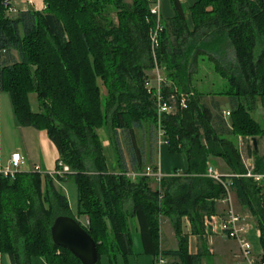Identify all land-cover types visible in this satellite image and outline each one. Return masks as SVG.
Listing matches in <instances>:
<instances>
[{"label":"trees","instance_id":"obj_1","mask_svg":"<svg viewBox=\"0 0 264 264\" xmlns=\"http://www.w3.org/2000/svg\"><path fill=\"white\" fill-rule=\"evenodd\" d=\"M4 1L1 90L10 97L16 123L45 130L70 173L0 178V256L11 264H32L33 257L46 264H82L52 242L54 221L66 216L93 238L98 264L103 256L109 264H117L118 257L128 264L138 255L154 263L160 254L168 264H203L208 250L190 253L182 223L186 218L191 235L204 243L205 221L218 214L226 196L224 186L208 176L213 162L221 160L238 204L255 219L264 262V183L247 176L238 146L239 138L264 136L251 115L258 102L264 109V0H199L191 9L193 31L179 0H172L175 16L164 25L157 55L165 68L162 93L166 100L175 97L178 110L162 119L163 148L183 155L188 167L164 176L160 184L144 175L127 176L144 174L148 167L156 171L159 165L156 98L146 88V71L154 67L150 34L155 24L147 1L44 0V12L30 9L15 18L7 15ZM203 58L226 77L227 89L212 93L202 83L198 88L194 76ZM31 94L37 95L39 112L32 109ZM182 95L186 107L180 104ZM210 96L229 100L228 121L218 102H205ZM99 130L112 134L117 174L109 173ZM261 164L264 158L257 157L253 173L264 174ZM65 180L76 186V212L55 185ZM81 217L88 225L79 222ZM162 217L175 227L176 250L161 249ZM133 220L142 254L134 251Z\"/></svg>","mask_w":264,"mask_h":264},{"label":"crops","instance_id":"obj_2","mask_svg":"<svg viewBox=\"0 0 264 264\" xmlns=\"http://www.w3.org/2000/svg\"><path fill=\"white\" fill-rule=\"evenodd\" d=\"M15 1H22V2H32L35 6V9L37 11H41L44 10L45 5L44 2L41 0H15ZM128 4L132 3L133 0H125ZM199 0H179L183 11L185 13V17H186V22L188 25V28L190 31H193L194 29V25L192 22V14H191V9L192 7L198 2ZM41 2L43 3L41 5ZM37 4V5H35ZM162 11H163V22L164 25H166L168 22H170L174 16V6H173V1L172 0H163V4H162ZM11 16V15H9ZM12 17V16H11ZM12 56L14 59H17V57L15 56V52H12ZM152 70V69H151ZM150 70L146 71L147 75H150L149 72ZM197 75H195L194 77H196ZM0 83H1V58H0ZM7 95V96H5ZM6 97H8V100L6 99ZM210 100V102H214L213 97L210 96L208 98ZM224 101H227V99H220V101H218V103L220 104V110L223 113L224 119L226 121H228V117L226 116L227 112H230V109H225L222 106V103H224ZM229 101V100H228ZM222 102V103H221ZM9 105H11V117H9ZM251 115L252 117L259 122L262 127L264 128V109L261 105L260 102H258L255 106V108L251 111ZM10 118V123H11V118H12V123L9 125L4 124V121H7V119ZM11 130L14 131V134L16 135L17 133V137L18 139H20L19 142H16L15 146H4L3 144V139L4 136L3 134L5 130ZM106 131H98L99 137H100V141L102 143V147H103V151H104V155L106 158V162L109 161L108 157H107V152H109V155L111 157V166L110 164L107 162V166H108V170L109 173H113V174H117L119 172L118 169V164L116 162L115 156H114V150H112V147L110 145L109 139L106 136ZM256 139V143H257V147H255V144L253 142L252 138H247V139H242L240 138L238 140V146L240 149V153L242 156V160L243 163L245 165V167L247 168L248 172H251L255 170L256 168V158L260 157V158H264V136L263 137H257ZM7 144V143H6ZM258 152V155H255L253 153V151ZM16 153H20L22 155V157L25 159V165L23 168V172L22 173H27V174H34V173H39V174H48L51 172H54L57 169L58 166V161H59V153L58 150L56 148V146L52 143V141L50 140L48 133L45 130H37L33 127H24V126H19L16 123L15 120V116L13 113V108H12V104H11V100L10 97L7 93L3 92L1 90V85H0V162L4 161V162H8L11 158V156L13 154ZM156 157L158 160V156L160 157V167L162 169V173L164 176H171L173 175L174 171L177 170L179 173H184L187 170V161L186 158L183 155H173L170 154L169 151L165 148H157V152H156ZM109 157V158H110ZM126 161L128 163V159L126 158ZM40 167L41 168V172H35V167ZM212 168L221 174L224 175H228V169L226 168V166L222 163L221 160H216L213 162L212 164ZM260 168L263 169L264 166L261 164ZM132 172V170H130ZM69 180H65V182H58L55 181V185L56 187L62 191L68 198V193L66 191V187L68 186ZM234 198L235 195L233 194V205H234V209L235 211L242 215L245 216L247 218V222L249 224L250 229H254V224L255 223V219L253 218V216L250 214V212H248L245 208L241 207L237 203V207L239 206V210L236 209L234 204ZM69 200V198H68ZM69 204H70V208L72 210V212H76V207H77V190H76V206L75 209L71 206V202L69 200ZM227 209L226 205H224L223 203L219 204V212L216 216L221 217L222 215H224L225 210ZM79 222L86 226L88 225V218L87 217H81L78 219ZM85 220V223L82 221ZM168 221V220H166ZM219 222V220H217ZM133 226H134V234L137 236H139V227H138V222L137 220H133ZM169 222V221H168ZM170 223V222H169ZM182 227H183V232L187 235H189V251L191 254H197L198 251H205L208 250V256L209 258H215L217 256V254L219 255V253L222 256H227L230 258V260L234 261L235 264L238 260V255H239V247L238 245L233 242V241H229L221 236H219L216 233L213 234H209L208 236H206V242L204 241V243H201L197 237L191 235V227H190V223L189 221L185 218L183 219V223H182ZM166 225V224H165ZM175 229V227H174ZM166 232V233H165ZM165 234L166 240H169L170 244L173 245L171 249H165V250H176L177 249V245L178 242L175 238V233L174 231L169 233V231L167 230L166 227L163 228V232H162V236ZM258 236L260 237V232L258 231ZM223 238V240H222ZM164 236L162 237V242H164L165 240ZM216 244H218V250L216 249ZM221 244H224V246H221ZM222 247H227L228 250L225 252V250ZM164 249V248H163ZM138 254H142V248L140 250H138L137 252ZM6 258V260H5ZM11 264L10 260L8 259V257H1L0 256V264ZM32 264H46L45 261L42 258H38V257H33L31 260Z\"/></svg>","mask_w":264,"mask_h":264},{"label":"built area","instance_id":"obj_3","mask_svg":"<svg viewBox=\"0 0 264 264\" xmlns=\"http://www.w3.org/2000/svg\"><path fill=\"white\" fill-rule=\"evenodd\" d=\"M146 1L148 3L149 12L155 20L154 28L151 30L150 40L152 45V57L154 61L153 68L156 76L155 84L150 81L146 84V88L148 92L154 91V97L156 98L158 118V148L161 149L167 145L165 131L161 127L162 119L165 115L170 116L176 114L177 106L174 96H171L168 100H166L162 93V85L165 82V78H163L161 75L162 71L159 66L160 64L157 51L160 48V35L164 31L162 11L163 0ZM3 4L10 13L16 12V9L11 6L10 0H5ZM4 53V50H0V56ZM186 100V96L182 95L180 102L182 107L187 106ZM229 115L230 112H227L226 116L229 117ZM24 165L25 159L22 157V155L20 153L13 154L6 164H1L0 162V178L15 180L17 175L23 172ZM35 172H41V168L38 166L35 167ZM69 173V167L59 161L58 168L54 172L48 174L51 177H64ZM140 175L152 177L157 184H160L162 178L164 177L160 164L158 165V169L156 171L148 167L144 174H138L134 172L127 174V176L131 179H136ZM208 176L224 186L226 190V196L220 203L226 205L227 209L225 210L224 215L221 217L215 215L206 219L205 225L207 229V236L209 234L216 233L229 241L235 242L239 247V255L236 264H264L261 255L255 256L253 247L247 238L250 229L247 218L238 214L234 209L230 176L216 172L212 166L208 169ZM247 176L253 178L256 182L264 183V174L249 172ZM224 178L227 179L224 180ZM217 220H219V222ZM153 264H168V260L162 254H160L154 260Z\"/></svg>","mask_w":264,"mask_h":264},{"label":"rangeland","instance_id":"obj_4","mask_svg":"<svg viewBox=\"0 0 264 264\" xmlns=\"http://www.w3.org/2000/svg\"><path fill=\"white\" fill-rule=\"evenodd\" d=\"M42 1L44 2L45 8H46L45 1L44 0H42ZM10 3H11V6H13L16 9V12L10 13L7 10V15L8 16L11 15L13 18L18 16L19 12L30 10V6H33V9L35 11H37L35 9V6H34V4L32 2H22V1H20V2L18 1L17 2L15 0H10ZM125 3L128 4L126 1H125ZM42 4L43 3L41 2V5ZM132 4H133V1H132V3H130V5H132ZM35 5H37V4H35ZM45 8H44V10H45ZM112 9H113V12H114V8H112ZM44 10L37 11V12L41 13V12H44ZM113 19H114V21L116 23L118 22V18L116 16V13H114ZM13 52H15V56L17 57V59H15V61L19 62V54L16 51H13ZM200 62H201V65H200L201 69H200L199 74L195 77L196 79L194 81L195 84L198 86V88L201 86V83H202V89L203 90H206V91L212 92V93H216V92H219V91H224L225 89L228 88V85H227L228 82H227L226 77H222L221 75L214 73V65L212 63H210L206 58L200 59ZM160 69L162 71L161 72L162 77L165 78V68L162 67L161 64H160ZM150 71H149L150 75H148V77H149L150 81L153 84H155L156 76H155L154 68L152 70H150ZM100 84L102 85L101 82H100ZM102 92H103V95L106 97L107 91H106L105 88H102ZM5 96H7V95H5ZM208 98L209 97H207L205 99V102L209 105L211 102H210V100ZM6 99L8 100V97H6ZM220 99L221 98H219V97H213L214 102H218V101H220ZM222 100H224V99L222 98ZM30 102L32 104L33 111L39 112L41 110L40 106H39L40 104H38V101H37V95L36 94H31L30 95ZM221 107H223L225 109H230L231 108V103L228 100L224 101V103H222ZM11 112H12L11 105H9V113H8L9 117H11ZM9 123H10V118H8L7 121H4L5 126H6V124L9 125ZM11 123H12V118H11ZM100 131H104L105 132V130H100ZM4 133H5V134H3V136H4V139H3L4 146H6V147L7 146L8 147L12 146L13 147V146H15L16 142L20 141V139H18V137H17V133L15 135L14 131H11L9 129L8 131L5 130ZM105 134H106L107 138L109 139V142H111L110 136L112 134L110 133V131H106ZM139 141H140L139 143H142L141 142L142 139H141V134L140 133H139ZM145 143L147 144V140L145 141ZM110 145H111V143H110ZM112 150H113V148H112ZM108 156L110 157L109 152H107V157ZM114 156H115V159H116L115 152H114ZM109 157H108L109 161H107V162L111 166V157L110 158ZM6 163H7V161L6 162L1 161V164H6ZM159 163H160V157L158 156V164ZM222 163L225 165V163L223 161H222ZM252 173H253V171H252ZM66 188H67L66 191H67V193L69 195L68 198H69V200L71 202V206L75 209V206H76V186L73 183V181H69L68 186ZM234 202H235L234 204H236L235 205L236 209L239 210V206L237 207V203H236L237 199L236 198H234ZM166 220H168V219H165L163 217H162V219H160V223H161L160 224V229H161V231H160L161 238L160 239H161V249L163 251H165V249L173 248L172 247L173 245L170 244L169 240H166L165 234L163 235L164 236L163 240H165V241L162 242L163 228L166 227L167 230L169 231V233H171L173 231L175 233V229H174L173 223L170 220H168L170 223L168 221H166ZM82 221L85 223V220H82ZM175 238H176V236H175ZM247 238H248L249 242L251 243V245L253 247L255 256L262 255L260 239H259V236H258V228H257V226L255 224H254V229L253 230L249 229ZM222 240H223V238H222ZM141 246H142V244H141L140 238H139V236H137L134 239V251L137 253L138 250H140L142 248ZM221 246H224V244H221ZM217 248H218V244H216V249ZM222 248L225 250V252L228 250L227 247H222ZM5 260H6V258H5ZM209 260H210L211 264H235V262L230 260L229 257L222 256L220 253H219V255L217 254V256L215 258H206L204 260L203 264H208ZM101 264H109L108 259L105 256H103L101 258ZM117 264H127V263L125 262V260L123 258L118 257L117 258ZM128 264H153V259L151 257L146 256V255L131 256V257H129Z\"/></svg>","mask_w":264,"mask_h":264},{"label":"water","instance_id":"obj_5","mask_svg":"<svg viewBox=\"0 0 264 264\" xmlns=\"http://www.w3.org/2000/svg\"><path fill=\"white\" fill-rule=\"evenodd\" d=\"M33 10V6H30ZM257 147L256 139H253ZM54 245L68 250L82 264H98V248L93 238L74 219L66 216L58 217L51 228Z\"/></svg>","mask_w":264,"mask_h":264},{"label":"bare ground","instance_id":"obj_6","mask_svg":"<svg viewBox=\"0 0 264 264\" xmlns=\"http://www.w3.org/2000/svg\"><path fill=\"white\" fill-rule=\"evenodd\" d=\"M181 1H182V0H181ZM153 28H154V27H153ZM153 28H152V29H153ZM152 29H151V30H152ZM159 66H160V65H159ZM162 89H163V88H162ZM177 98H178V97H177ZM166 99H167V98H166ZM178 101H179V100H178ZM176 102H177V101H176ZM179 102H180V101H179ZM179 102H178V103H179ZM176 104H177V103H176ZM177 110H178V109H177ZM174 115H175V114H174ZM163 120H164V119H163ZM157 130H158V128H157ZM165 132H166V131H165ZM165 139H166V138H165ZM157 141H158V140H157Z\"/></svg>","mask_w":264,"mask_h":264}]
</instances>
